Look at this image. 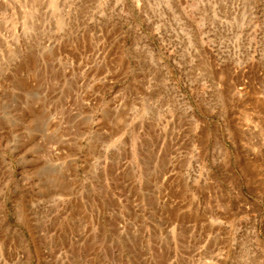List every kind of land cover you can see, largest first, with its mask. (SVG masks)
<instances>
[{"label":"rangeland","instance_id":"1","mask_svg":"<svg viewBox=\"0 0 264 264\" xmlns=\"http://www.w3.org/2000/svg\"><path fill=\"white\" fill-rule=\"evenodd\" d=\"M0 264H264V0H0Z\"/></svg>","mask_w":264,"mask_h":264},{"label":"bare ground","instance_id":"2","mask_svg":"<svg viewBox=\"0 0 264 264\" xmlns=\"http://www.w3.org/2000/svg\"><path fill=\"white\" fill-rule=\"evenodd\" d=\"M138 33V32H137ZM106 116V115H105ZM105 122V121H104Z\"/></svg>","mask_w":264,"mask_h":264}]
</instances>
